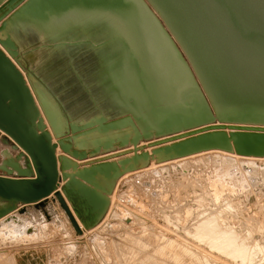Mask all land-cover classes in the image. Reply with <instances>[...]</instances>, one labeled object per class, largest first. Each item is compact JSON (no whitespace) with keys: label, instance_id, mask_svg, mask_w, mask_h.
I'll return each instance as SVG.
<instances>
[{"label":"rangeland","instance_id":"1","mask_svg":"<svg viewBox=\"0 0 264 264\" xmlns=\"http://www.w3.org/2000/svg\"><path fill=\"white\" fill-rule=\"evenodd\" d=\"M9 1L3 0L0 4V33L4 24L10 22L6 28L16 41L17 49L15 52L9 50L1 36L0 49L14 60L34 93L38 119L43 121L53 144L72 146L70 152L60 148L59 156H70L79 169L102 162L121 165L143 153H148L149 157L135 168L122 171L109 194L105 210L91 223L77 198L66 195L68 206L83 223L82 234L76 232L55 195L29 204L11 203L12 207L0 218V264H19L24 254L48 260L43 264H264V156H241L236 150L232 153L209 150L174 159L159 157L160 150L171 142L208 131L210 127H202L204 125L162 134L155 131L150 137H141L137 144L131 140L134 137L125 136L114 141L112 147H101L99 151L94 150L96 147L86 150L76 147L75 137L84 131L74 130L73 122L105 115L108 122L131 117L137 124L133 111L140 104L131 97L134 93L142 94L144 88L140 78L126 69L129 51L135 47L139 52H154L158 41L154 38L148 41L132 33L129 30L133 22L131 17L117 20L113 13L98 11H84L67 28L42 38L28 18L14 16L29 0H17L11 6ZM143 1L180 49L150 1ZM201 2L204 10L211 12L219 22L209 31L215 36L227 35L232 52L238 51L224 25L226 18L222 7L210 0ZM64 38L70 41L56 47L55 44ZM155 61L157 66L163 64L159 57ZM194 77L215 116L201 81L195 74ZM41 97L61 106L65 123L60 131H56ZM218 123L224 127L233 124L218 119L210 124ZM244 129L249 132L255 127ZM124 139L129 141L123 144ZM15 145V141L0 129V162L1 152L6 148L17 156L23 152L20 147L15 149ZM74 149L87 154L77 157ZM64 171L67 169L62 166L60 177ZM0 176L9 175L0 170ZM11 177H17L16 173ZM59 188L65 189L62 177ZM7 204V200L0 199V207ZM6 217L9 219H3ZM202 220L212 223L216 220L214 226L210 222L206 225L215 227L212 231L220 226L218 229L222 233H229L238 242L230 243L233 238L218 230L217 237L223 236L224 241L217 238L215 232L210 231L212 227L206 231L204 224L207 222ZM217 239L228 246L218 242L216 247L217 244H213ZM221 244L227 249L224 247L222 251ZM238 244L240 249H237ZM244 244H247L246 250L242 247ZM228 247L236 248V253ZM238 250L243 255L238 254ZM247 250H256V253ZM233 252L240 258L233 256Z\"/></svg>","mask_w":264,"mask_h":264},{"label":"bare ground","instance_id":"2","mask_svg":"<svg viewBox=\"0 0 264 264\" xmlns=\"http://www.w3.org/2000/svg\"><path fill=\"white\" fill-rule=\"evenodd\" d=\"M2 1L3 0H0V4ZM57 1L58 0H55V3ZM82 1V4L77 5L67 12H63L64 9H62V6L50 10L42 1L31 0L21 6L14 13V16L18 18H28L29 23L35 25L41 32V37L44 38L47 34L63 30L74 23L79 18L80 14L88 9L85 5L91 7L92 11H98L100 9L111 8L116 4L115 0ZM123 1H125V3L128 2V0ZM154 1L164 12L163 14L166 16L173 37L185 52L188 62L182 56L170 34L163 27L155 14L146 6L143 0H130L126 5L112 12L117 20H123L129 17L133 19V22L129 26V30L132 33L139 34L143 39L148 41L152 38L158 41V45L154 52H149L148 50L139 52L135 47L131 48L129 51L126 69L129 70L130 74H135L140 78L144 88L142 94L134 93L131 97V99L139 101L140 104L139 108L133 111V115L137 119V124L133 123L131 117L108 122L105 115H100L81 123L73 122L72 128L74 130L84 131L75 137L76 147L86 150L98 147L108 141L114 142L125 136L129 138L143 135L145 132H155L160 130L159 128H163L164 131H167L168 129H176L179 127H195L196 124L203 123L205 125L202 127H210L207 129L208 131H199L190 134L182 140L171 142L162 148L159 157L174 159L179 156L181 157V155L189 156L209 150H221L232 153L234 149L243 152L244 155L241 156L261 157V155L264 154V142H257L255 138L258 135H264V130H259L263 129L264 125L233 123L229 124L231 126L224 127L220 123L216 125L208 123L212 117V113L202 89L198 86L192 72L195 71L197 77L201 80L203 90L210 99L215 111L222 113L225 118H229L232 114L238 116L243 108H247L249 114L253 111L264 114V61L258 60L254 55L250 56L246 52L238 53L233 56L224 49L221 52L217 51L211 39L201 36L192 26L188 25V23H182L181 19L177 17L173 11L169 0ZM69 2H71V0H68L65 4ZM182 3L192 9H197L198 7L197 4L188 0H182ZM49 10L50 14L45 17ZM36 14H40L43 17H37ZM206 20L209 19L207 18ZM7 24L8 26L11 25L10 22H6L0 36L3 39V44L6 45L9 50L15 52L17 43L12 38L9 28H6ZM68 41L70 40L64 38L58 44H55V46L57 47L58 45L65 44ZM257 47L259 50L257 49L256 51L263 55L264 47L258 44ZM51 49L53 50L54 48ZM156 57L161 58L163 62L161 66L156 65ZM12 62L14 63V60H12ZM247 66L255 70L257 75L248 74L245 68ZM192 69L194 71H192ZM1 88H3V86L0 81V89ZM32 94L34 95L33 92ZM41 100L47 113L52 118L56 131H60L65 123V116L61 106L57 103H51L43 97H41ZM17 111L24 115L48 141L53 143L49 133L45 130L43 121L38 119L35 102L20 104L17 107ZM236 116L235 118H237ZM254 127L255 129H250L248 136H246L244 133L246 130L244 128ZM223 135H227L229 139L226 141L222 140ZM58 150L60 151V148L56 150L59 170L62 169V166L63 169H67V171H64L63 175L61 174L65 182V189L62 190L59 188V191L62 193L67 203V194L77 198L85 213L88 214L89 223L92 222V219L96 220V217L101 215L105 210L108 200L110 199L109 194L117 179L121 176L122 171L135 168L139 163L146 162L149 157L148 153H143L140 156L136 155L127 162L123 161L121 165L115 162H102L79 169L77 167V162L73 158L68 155L59 156ZM1 154L2 161L0 162V170L6 171V169H10L15 172L8 164L10 162H18L21 166L25 165V161H19L18 156L12 154L8 148L4 149ZM236 154L240 155L238 152ZM8 202L9 204L0 207V218L12 207L11 202ZM70 210L79 227L81 225L80 228L83 229V223L76 218L71 207ZM3 219L8 220L9 218L6 217ZM211 219L212 218L209 220L211 221ZM210 221H203V223L207 222L204 224L206 225ZM215 222L217 221L215 220L213 223L210 222L209 224L214 226L213 224ZM212 226L210 225V227ZM210 227L206 225V231L207 228ZM214 228L215 227H212L211 230H208L213 232L214 230L212 231V229ZM218 228H220V226ZM218 228L217 230L222 235L227 233L225 231L222 233V230ZM217 230L213 233L216 237L218 235ZM210 234L207 236L211 237ZM214 235H212L213 239ZM222 237L219 235L217 238H221V240L224 241ZM228 237H231L230 239L233 238L230 234ZM228 237H226L227 239L225 240H228ZM235 239L238 240V238ZM223 241H221L222 244H225L226 242ZM235 241L236 240L233 238L230 243H235ZM242 241L244 243V240ZM218 242L219 240L217 239V242L215 241V244H212H217L216 247H218L219 243H221ZM237 242L238 241H236V243ZM245 245L247 244H244L242 247L244 248ZM225 246L228 245L225 244ZM236 246L237 245H235V247ZM224 247L220 249L223 251ZM239 247L238 244V248H236L240 249ZM243 248L242 251H244ZM225 249H227V247H225ZM231 249L230 251L232 252L233 249ZM239 251L240 250L237 252L238 254L240 253ZM255 251L252 250L250 252ZM250 252L248 251V253ZM238 254L236 256L239 259L240 257ZM240 254L243 255L242 253ZM233 256H235V254ZM244 256H241V259L244 258L243 260H245ZM249 258H252V256Z\"/></svg>","mask_w":264,"mask_h":264},{"label":"water","instance_id":"3","mask_svg":"<svg viewBox=\"0 0 264 264\" xmlns=\"http://www.w3.org/2000/svg\"><path fill=\"white\" fill-rule=\"evenodd\" d=\"M16 1L17 0H10V6ZM30 1L31 0L28 2ZM40 1H42L43 4L50 10L55 9L58 6H62V9H64L63 12H67L70 9L75 8L83 2L82 0H71V2L65 4L68 0H58L56 3L55 0ZM115 1L116 4H114L113 7L100 9L98 12H115L119 7L126 5L130 0L126 3L123 0ZM149 1L159 13L160 17L163 19L173 35L166 16L163 14L164 12L156 5L154 0ZM169 1L173 11L177 17L181 19L182 23H188V25L192 26V28H194V30H196V32H198L201 36L211 39L212 44L216 47L217 51L221 52L224 49L233 56L238 53L246 52L250 56L254 55L256 59L264 61V53L262 55L256 51L258 49L257 44L264 47V0H210L212 4L220 5L222 7L226 18V23H224V25L227 27V31L231 33L234 43H236L239 48V50L235 52H232V47L227 42V35L215 36L209 31V28L218 26L219 22L211 12L204 10L201 0H188L197 4V9H192L191 7L184 5L182 0ZM85 6L88 7L86 11H92L91 7L87 5ZM50 10L49 12L47 11L48 14L45 17L50 14ZM36 16L43 17L40 14H36ZM207 18L209 20H206ZM179 47L182 50L180 45ZM183 53L185 54L184 51ZM245 68L248 74L257 75V72L251 67L247 66ZM192 71L194 70L192 69ZM192 73L193 77L194 74L197 76L195 71ZM0 81L3 86V88L0 89V129L15 141L17 144L14 146L15 149L20 147L23 150V152L18 155V160L20 161L25 158L24 166L19 165L18 162H10L8 164L15 170V172L10 169H6L9 176H0V199L10 201L11 203L29 204L55 195L68 215L76 232L78 234H82V229L79 227L64 196L59 191V161L56 150L61 148L65 152H70L72 146L63 143H51L24 115L17 111V107L20 104L34 102V96L30 88L26 85L23 74L1 49ZM235 116L236 115L232 114L229 118H225L222 113L216 112L215 116L212 113V117L208 123L218 119L222 122L227 121L228 123L264 124V114L257 111H253L249 114L247 108H243L238 116H236L239 119L235 118ZM199 125L205 124H196V126ZM192 127L194 126H187L183 128ZM183 128L179 127L176 129H168L167 131H164L163 128H159L160 130H157L156 133L162 134ZM244 133L246 136L249 134V132ZM152 134L153 132H145L143 135L135 136L131 140L133 143L137 144L141 137H150ZM228 139L227 135L222 136V140L226 141ZM255 140L257 142H264V135H258ZM128 141V139H124L122 143L125 144ZM113 144V142L108 141L96 147L94 150L99 151L101 147L110 148ZM237 152L244 155L243 152ZM73 153L77 157H85L87 154L86 152H80L76 149L73 150ZM261 156H264V154ZM14 173H16L17 177H11ZM97 218L98 217H96V219Z\"/></svg>","mask_w":264,"mask_h":264},{"label":"crops","instance_id":"4","mask_svg":"<svg viewBox=\"0 0 264 264\" xmlns=\"http://www.w3.org/2000/svg\"><path fill=\"white\" fill-rule=\"evenodd\" d=\"M48 262V260H43L42 257H32L29 255H22L19 264H43L45 262Z\"/></svg>","mask_w":264,"mask_h":264}]
</instances>
